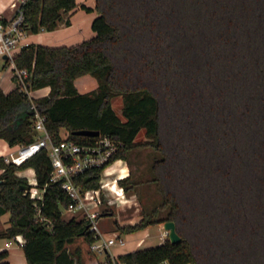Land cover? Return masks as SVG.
Masks as SVG:
<instances>
[{
    "label": "trees",
    "instance_id": "obj_1",
    "mask_svg": "<svg viewBox=\"0 0 264 264\" xmlns=\"http://www.w3.org/2000/svg\"><path fill=\"white\" fill-rule=\"evenodd\" d=\"M77 4L25 0L21 6L27 29L37 32L70 24L66 14ZM80 5L98 12L93 35L70 45L30 41L16 53V65L29 70L30 88L50 85V91L32 96L0 84V137L10 145L34 139L32 103L46 114L53 140L61 139L62 128L80 142L98 134L75 133L79 128L109 134L120 145L106 163L75 175L83 188L99 186L104 167L132 149L153 148L149 179L160 200L143 206L135 222L116 219V227L132 232L171 219L181 239L167 236L119 253L126 264H264V0ZM85 73L97 85L80 91L75 80ZM117 95L121 114L112 102ZM141 129L145 137L137 138ZM28 166L45 186L38 200L44 218L26 188L29 178L17 173ZM0 167V216L9 213L0 239L21 233L27 264H72L67 246L78 236L88 245L98 238L88 219L65 216L71 198L49 179L47 148L21 163L0 154ZM118 182L133 192L140 180L130 171ZM8 253L0 249V264H11Z\"/></svg>",
    "mask_w": 264,
    "mask_h": 264
},
{
    "label": "built area",
    "instance_id": "obj_2",
    "mask_svg": "<svg viewBox=\"0 0 264 264\" xmlns=\"http://www.w3.org/2000/svg\"><path fill=\"white\" fill-rule=\"evenodd\" d=\"M24 1L16 0L13 2L15 11L12 15L0 14V56H4L13 65L18 86L30 94L32 88H30V81L28 80L29 70L26 67L17 66L15 62L16 53L24 44L28 43L26 35L29 30L26 27L25 13L21 6ZM31 106L34 108L33 128L36 131L35 137L28 143H19L16 148L3 154L5 160L21 163L41 148H47L52 163L49 179L60 181L71 198L63 208L71 212L70 216L79 215L88 219L90 229L98 235V238L90 243V248L99 252H110L109 264H126V261L109 250V246L115 242L121 245L125 244L124 236L119 232L112 236H106L99 224L100 213L107 195L106 190H109L110 195L114 197L113 199H117L121 204L126 203L130 198L126 196L123 186L118 182V179L123 176V168L111 171L109 168L112 163L105 166L102 173L115 175L112 179L101 181L99 186L83 188L74 179L75 175L84 172L88 168L106 163L118 149L120 142L109 134H98L94 141L80 142L69 138L67 136L68 131L65 135H62L61 139L53 140L45 122L46 114L41 112L35 103H32ZM26 176L30 182V185L26 188L29 190L30 195L35 198L34 202L38 210V216L44 218L40 214L41 204L38 200L43 199L45 186L37 184L35 172ZM111 196L107 198L109 202L114 201ZM162 226L164 227L163 223ZM161 236L169 237V230L164 227ZM11 239H15L21 244L24 242L21 233H17ZM142 241V238L138 240V244ZM10 245L11 241L8 240L6 246L9 247ZM1 248L2 246H0ZM164 264H168V262L165 261Z\"/></svg>",
    "mask_w": 264,
    "mask_h": 264
},
{
    "label": "rangeland",
    "instance_id": "obj_3",
    "mask_svg": "<svg viewBox=\"0 0 264 264\" xmlns=\"http://www.w3.org/2000/svg\"><path fill=\"white\" fill-rule=\"evenodd\" d=\"M84 2L90 6L95 5V0H80V3L78 7L76 8V18L77 20H80V17H82V12H85L87 15L94 13L96 10L95 8L91 10H87L84 7H81V3ZM75 11V10H74ZM73 11V12H74ZM78 13V15H77ZM64 23L63 21H61ZM66 23V22H65ZM91 28V27H90ZM89 35V34H86ZM1 61V58H0ZM13 72L12 65H5L2 66L0 64V76L5 75V80L8 82L11 79V73ZM89 79L93 80L94 82L96 81V77L89 73L82 74L77 77V84L82 90L90 89L93 87V84H90ZM82 81H86L87 86L83 87L81 85ZM36 93V91H35ZM113 106L117 110L118 113L121 114V105H122V97L121 95H117L112 99ZM62 135H65L67 133V130L65 128L61 129ZM144 129H141L139 133L137 134V138H144ZM155 151L151 147H137L132 149L127 158H117L112 162L115 163L116 161L121 162L123 165L128 166L129 172H132V176L135 179L140 180V182L137 184L136 189L133 190V192H127L125 190L126 196L130 197L129 200L121 204L117 199H113L110 194L106 190V198L103 206L110 205L111 203V208L113 209L112 213H105L100 216L99 218V224L104 232V234H108V232L111 229H117L116 227V219L118 221L122 220H131V219H136L140 216L142 212L143 206H150L156 201L160 200V193L157 190L156 184L154 181L150 180L149 178L151 177V163L153 161ZM111 165V166H112ZM117 171V170H116ZM115 174H107L105 172L102 173L101 181H104L105 179H112V177ZM118 186V185H117ZM111 196V198L114 200L112 202H109L107 198ZM63 212L65 216H70L71 212L67 211L65 208H63ZM3 220H8V212H5L1 214L0 216V226L3 224ZM132 222V220L130 221ZM164 229L162 224L160 223H154L150 224L147 227L143 229H139L136 231L132 232H126L124 233V238H125V244L121 245L117 242L114 244L110 245L111 249L113 251H122L124 249H131L133 247H140V246H148V245H154L157 244L161 241L164 240L165 237L161 236V232ZM108 236V235H106ZM143 236V242L141 244H137V240ZM1 245L4 243V239H0ZM95 253L96 257L101 259L105 264L107 263V251L99 252L98 250H93Z\"/></svg>",
    "mask_w": 264,
    "mask_h": 264
},
{
    "label": "crops",
    "instance_id": "obj_4",
    "mask_svg": "<svg viewBox=\"0 0 264 264\" xmlns=\"http://www.w3.org/2000/svg\"><path fill=\"white\" fill-rule=\"evenodd\" d=\"M16 0H0V14L5 15V16H10L14 13L15 11V6L13 5V2ZM78 1V5L80 3V0ZM78 5L74 8V10H70L66 16H69L71 23L67 24L60 22L59 25L51 30H40L37 32H31L28 31L27 35H26V41L30 42V41H37V42H43L46 44H50V45H61V44H73L76 43L84 38H87L91 35H93L95 33V31L92 29L91 27V22L93 17L98 13L97 10L94 11V13H91L90 15L86 14L85 12H82V17H80V20L75 19L76 15L75 12L78 10H76V8L78 7ZM74 11V12H73ZM78 15V13H77ZM91 27V28H90ZM89 34V35H86ZM1 61L0 64H2V66L5 65H12L8 59H6L4 56H0ZM13 68V65H12ZM11 79L10 81H6L5 80V75L0 76V84L2 86V88L5 91H9L12 88H14L15 86H18V82L16 80V77L14 75V69L13 72L11 73ZM77 80V78H76ZM75 80V83L78 87V89L80 91H86V90H82L79 85L77 84ZM90 84H93L94 88L97 85V79L94 82L93 80L89 79ZM81 85L83 87L87 86L86 81H82ZM90 88V89H92ZM36 91V93H35ZM50 91V85H44L38 88H32L30 91V94L32 96H40V95H45L48 94ZM19 144V143H18ZM18 144H14V145H10L9 142L3 138L0 137V154L3 155L7 152H9L10 150H13L14 148L17 147ZM123 168V176L127 175L129 173V168L126 165H123L121 162L116 161L115 163H113L112 166H110V170L111 171H116L119 170V168ZM3 170L2 167H0V172ZM33 172H35L34 168L32 166H28L26 168L23 169H19L17 171L18 174H22V175H32ZM108 193H110L109 190H107ZM102 208H111V203L110 205H106L102 206ZM112 210H109L108 213H112ZM103 215V214H102ZM142 216V212L140 214V216L136 219H131L132 222H135L137 220H139ZM8 217H9V213H8ZM118 220V219H117ZM131 220H122L120 223L121 224H126V223H130ZM3 224L2 226H0V228H3L5 226H7L9 224L8 220H3ZM163 222H160V224H162ZM116 232L121 233L124 236V233L126 232H122L120 231L118 228L117 229H111L108 234V236H112L113 234H115ZM24 237V236H23ZM142 237H140L138 240H140ZM4 239V243L0 246H2V248H7L9 253L7 255V259L10 261L11 264H27V259L24 253V249L22 247V244L15 240V239H11V238H3ZM10 240L11 241V245L9 247L6 246V242ZM138 240H137V244H138ZM143 242V241H142ZM141 242V243H142ZM140 243V244H141ZM80 247V248H79ZM1 248V249H2ZM79 248V249H78ZM136 247H133L131 249H124L122 251H113L111 249V247L109 246V250H111V252L115 253V254H119L121 252H125V251H129L132 249H135ZM79 251V254H77V252ZM67 251L70 254L71 257L74 258L73 263L72 264H99V262H103L101 259H99L98 257H96L95 253L93 252V250L90 248V246L88 245V243L85 241V239L82 236H78L75 241L71 244H69L67 246ZM73 251H77L76 254L74 253H70ZM109 253L107 252V263L109 264ZM105 264V263H104ZM186 264H191V263H186Z\"/></svg>",
    "mask_w": 264,
    "mask_h": 264
},
{
    "label": "water",
    "instance_id": "obj_5",
    "mask_svg": "<svg viewBox=\"0 0 264 264\" xmlns=\"http://www.w3.org/2000/svg\"><path fill=\"white\" fill-rule=\"evenodd\" d=\"M75 133H80V134H89V135H97L99 134L98 129H91V128H79L74 130ZM28 187V186H27ZM163 225L165 228L169 230V238L172 241H178L181 239V235L178 233L176 229V223L174 220H165L163 222Z\"/></svg>",
    "mask_w": 264,
    "mask_h": 264
}]
</instances>
